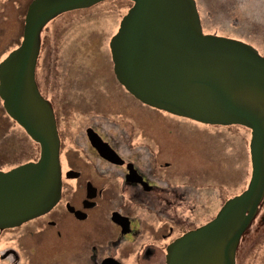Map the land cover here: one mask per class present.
<instances>
[{
  "label": "water",
  "instance_id": "obj_1",
  "mask_svg": "<svg viewBox=\"0 0 264 264\" xmlns=\"http://www.w3.org/2000/svg\"><path fill=\"white\" fill-rule=\"evenodd\" d=\"M100 1L31 0L19 44L0 61L2 106L40 149L36 161L0 170V229L44 214L59 200L55 120L35 81L40 33L57 15ZM129 1L108 44L119 83L172 115L250 129L246 188L166 247V264H235L239 238L264 195V56L243 40L204 32L195 0Z\"/></svg>",
  "mask_w": 264,
  "mask_h": 264
},
{
  "label": "rangeland",
  "instance_id": "obj_2",
  "mask_svg": "<svg viewBox=\"0 0 264 264\" xmlns=\"http://www.w3.org/2000/svg\"><path fill=\"white\" fill-rule=\"evenodd\" d=\"M30 1L0 0V60L18 45ZM195 1L204 32L239 38L264 55V0ZM131 5L127 0H104L86 9L62 13L41 30L35 79L53 116V106L57 108L61 101L64 111L69 104L85 111L92 108L89 98L92 92L104 89L100 78H110L108 41ZM91 69L101 73L95 75L99 79L94 82L88 80L92 78ZM101 108L116 109L118 115H124L138 128L143 127L140 139L151 142L156 148L166 146L172 151L165 159L181 170L177 175L172 173V180L187 182L189 196L179 210L188 215L186 227L189 229L209 221L227 198L246 186L251 170L250 129L239 125H208L171 115L132 100L120 87L114 89L112 99L105 100ZM70 115L71 108L66 117ZM38 154L39 145L9 120L0 99V168L8 169L36 159ZM259 229L261 241L253 246L249 238ZM183 230L174 226L172 235ZM75 237L76 250L71 247L74 241L71 239V243H61L41 253L52 254L59 259V264H74L73 259L75 264H81L84 257L88 264L89 242ZM240 241L236 254L238 264H264V226H260L259 218L247 228ZM242 249L247 250L245 254L241 253ZM75 252L81 253L74 258L71 255ZM245 255H248L247 260ZM129 257H125V264H135Z\"/></svg>",
  "mask_w": 264,
  "mask_h": 264
},
{
  "label": "flooded vegetation",
  "instance_id": "obj_3",
  "mask_svg": "<svg viewBox=\"0 0 264 264\" xmlns=\"http://www.w3.org/2000/svg\"><path fill=\"white\" fill-rule=\"evenodd\" d=\"M108 70L110 78H100L103 91L94 90L89 97V111L75 104L64 111L62 101L57 108L52 105L59 140L60 198L48 212L0 229V264H59V259L41 251L71 239L76 250L75 236L89 242L88 264H125L129 256L135 264H166L167 245L189 229L188 215L179 210L189 196L187 182L172 180V173L181 170L165 159L172 151L140 139L143 127L116 109L101 108L112 99L114 89L125 90L112 63ZM89 73L92 82L101 74L92 69ZM69 108L72 115L66 117ZM258 218L264 226V195L249 226ZM174 226L185 231L173 236ZM260 235L259 229L249 238L251 245L261 241ZM80 263L85 264V257Z\"/></svg>",
  "mask_w": 264,
  "mask_h": 264
},
{
  "label": "trees",
  "instance_id": "obj_4",
  "mask_svg": "<svg viewBox=\"0 0 264 264\" xmlns=\"http://www.w3.org/2000/svg\"><path fill=\"white\" fill-rule=\"evenodd\" d=\"M131 2V1H130ZM197 4V3H196ZM198 8V7H197ZM260 23V22H259ZM256 24V23H255ZM9 120H11V119H9ZM12 121V120H11ZM13 122V121H12Z\"/></svg>",
  "mask_w": 264,
  "mask_h": 264
},
{
  "label": "bare ground",
  "instance_id": "obj_5",
  "mask_svg": "<svg viewBox=\"0 0 264 264\" xmlns=\"http://www.w3.org/2000/svg\"><path fill=\"white\" fill-rule=\"evenodd\" d=\"M28 161H30V160H27L26 162H28ZM25 163V162H24Z\"/></svg>",
  "mask_w": 264,
  "mask_h": 264
}]
</instances>
